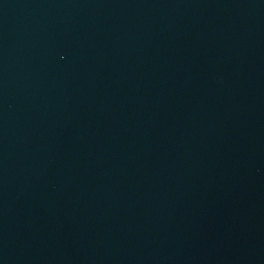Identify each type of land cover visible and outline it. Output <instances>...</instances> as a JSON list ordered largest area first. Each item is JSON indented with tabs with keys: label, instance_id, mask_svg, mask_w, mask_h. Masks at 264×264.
I'll list each match as a JSON object with an SVG mask.
<instances>
[{
	"label": "water",
	"instance_id": "95a60500",
	"mask_svg": "<svg viewBox=\"0 0 264 264\" xmlns=\"http://www.w3.org/2000/svg\"><path fill=\"white\" fill-rule=\"evenodd\" d=\"M0 264H264V0H0Z\"/></svg>",
	"mask_w": 264,
	"mask_h": 264
}]
</instances>
